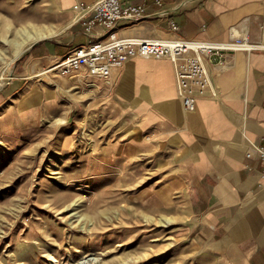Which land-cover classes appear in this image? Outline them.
I'll use <instances>...</instances> for the list:
<instances>
[{
  "label": "rangeland",
  "instance_id": "obj_1",
  "mask_svg": "<svg viewBox=\"0 0 264 264\" xmlns=\"http://www.w3.org/2000/svg\"><path fill=\"white\" fill-rule=\"evenodd\" d=\"M36 7L56 20L44 0H0V19L18 28L14 14ZM64 34L34 42L8 68L11 47L0 38V264H53L49 252L57 264H226L194 245L210 193L179 174L171 149L108 113L106 81L62 79L31 57ZM77 197L84 206L73 216L66 206Z\"/></svg>",
  "mask_w": 264,
  "mask_h": 264
},
{
  "label": "crops",
  "instance_id": "obj_2",
  "mask_svg": "<svg viewBox=\"0 0 264 264\" xmlns=\"http://www.w3.org/2000/svg\"><path fill=\"white\" fill-rule=\"evenodd\" d=\"M44 1L57 17L54 30L65 34L52 46L45 43L48 52L35 47L31 57L55 63L88 40L79 21L91 17L98 0ZM160 10L166 12L157 14ZM170 20L176 31L170 29ZM263 25L264 0H165L162 8L153 7L142 18L119 21L117 32L123 37L211 43L246 36L264 46ZM205 64L212 90L198 98L193 111L182 105L175 66L167 58L132 57L107 80L93 81L109 86L104 100L108 113L124 119L139 139L147 134L160 138L171 149L179 174L210 193L194 245L226 257L221 258L226 264L231 255L234 264H264V175L261 163L245 157L249 147L264 145V50L230 52L223 65L215 57Z\"/></svg>",
  "mask_w": 264,
  "mask_h": 264
},
{
  "label": "built area",
  "instance_id": "obj_3",
  "mask_svg": "<svg viewBox=\"0 0 264 264\" xmlns=\"http://www.w3.org/2000/svg\"><path fill=\"white\" fill-rule=\"evenodd\" d=\"M164 2L147 0L137 4H123L120 0H98L91 7V17L79 21L83 24L88 40L72 47L45 72H54L68 79H76L84 74L89 78L107 80L111 71L121 67L129 58H167L175 66L177 90L182 105L186 111H193L198 98L212 90L205 60L215 57L217 63L223 65L230 52L264 50L261 43L251 42L246 36L228 43H211L182 38L123 37L118 34L119 21L142 18L149 9L162 8ZM74 8L78 9L77 6ZM165 12L160 10L157 14L163 15ZM169 26L173 31L178 29L171 20ZM245 157L261 163L260 172L264 175V145L249 147Z\"/></svg>",
  "mask_w": 264,
  "mask_h": 264
},
{
  "label": "bare ground",
  "instance_id": "obj_4",
  "mask_svg": "<svg viewBox=\"0 0 264 264\" xmlns=\"http://www.w3.org/2000/svg\"><path fill=\"white\" fill-rule=\"evenodd\" d=\"M31 1L28 0V2H31ZM47 4H48V2H47ZM28 11L29 12H27V13H21L18 16H15V14H14V17H13V20L12 21H13L14 24L19 23L21 25L18 28H13V26H12L13 24H9L8 21H6V19L5 20H1L2 18L0 19V38H2L1 40H3V42L7 46L11 47V53H12V56L10 58L8 56V58L10 60L7 63L5 62L6 59L4 61L6 63L5 64L6 65V68L10 67L14 63V61L17 58H19L20 55L30 45H32L34 42H37V41H39L41 39H46L48 37H51V36L57 34V31L54 30L53 25H52L53 23L51 24V22H50V20L48 18V14H46V10H45L44 7H36L33 10H28ZM4 17L7 18L6 16H4ZM7 34H11L13 37L12 38H6L5 36ZM5 50L8 53V50L7 49H5ZM0 52H1V50H0ZM6 56H7V54H6ZM6 56L4 55V58ZM5 75H6V70L5 71H2V74L0 75V90L2 89V87L5 84L4 83V76ZM7 75H8V73H7ZM93 85H95V84H88V86H93ZM57 87L59 89L61 88L60 86H57ZM31 94H32V92H31ZM31 94H28V97L26 98L27 99V102L30 99ZM9 113H11V112H9ZM5 120L8 121L9 119L6 118ZM7 121H3V125H6ZM82 206H84V199L82 197H77L76 199H74L73 201H71L66 206V208L68 210H72L74 212V213H72V215L75 216L78 212H75L74 210H77V209H79ZM149 206H152V205H147V207H149ZM140 212L143 213V210H141ZM102 214L105 215L107 213L102 212ZM88 216L86 214H83L81 216V218H82V220H85V219L88 220L89 219ZM144 217H145V221L146 222H155V223H159V224H163V225H167V224H169L172 221L171 219H161V217H160L159 220H157L153 216H147L146 214H144ZM162 218H164V217H162ZM47 257H49L50 263L57 264L56 263L57 259H56V257L52 253H50V252L47 253ZM92 261H93V259H88L86 261L81 262L80 264H87V263L92 262ZM129 262H131V261L125 262V264H129Z\"/></svg>",
  "mask_w": 264,
  "mask_h": 264
},
{
  "label": "trees",
  "instance_id": "obj_5",
  "mask_svg": "<svg viewBox=\"0 0 264 264\" xmlns=\"http://www.w3.org/2000/svg\"><path fill=\"white\" fill-rule=\"evenodd\" d=\"M65 50H63V52H64Z\"/></svg>",
  "mask_w": 264,
  "mask_h": 264
}]
</instances>
